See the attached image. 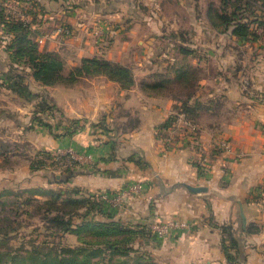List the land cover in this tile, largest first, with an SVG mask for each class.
<instances>
[{
  "label": "crops",
  "instance_id": "0c3cea01",
  "mask_svg": "<svg viewBox=\"0 0 264 264\" xmlns=\"http://www.w3.org/2000/svg\"><path fill=\"white\" fill-rule=\"evenodd\" d=\"M10 1L20 8L19 18L33 20L39 48L57 53L65 72L84 58L96 57L131 68L135 81L129 89L103 76L81 77L71 85L40 86L30 77L34 93L43 91L67 120L79 124L75 130V123L66 126L63 121L64 131L51 133L34 120V102L16 99L15 116L5 117L14 119L20 134L35 137L33 145L27 142L34 151L30 159L41 151H72L79 165L64 187L81 193L115 194L142 182V193L117 206L118 221L146 228L168 220L187 225L163 239L152 233L146 238L147 254L158 264H264V205L258 194L264 184V37L257 43L239 44L255 54L249 55L253 61L245 57L240 62L247 70L252 68L247 74L252 93L246 94L230 74L236 57L228 43L236 41H226L203 18L196 19L190 7L193 0H174L178 8L190 7L193 34L188 46L196 56H188L185 63L204 72L194 98L203 103L220 100L213 110L222 107L230 113L217 122L203 120L205 115L200 114L197 131L177 133L169 146L159 128L173 114L175 101L168 91L151 95L140 87L159 73L172 78L171 68L184 65V55L168 53L174 45L163 31L176 26V20H168L163 0ZM59 22L70 27L69 36L53 32ZM196 33L205 39L197 40ZM0 39L2 76L10 57L9 38L1 27ZM211 64L217 68L215 73H209ZM217 139L227 142L229 149H217ZM201 157L207 159L204 166L198 164ZM43 175L48 177L47 171ZM46 180L42 177L43 187L56 185ZM220 226H229L239 239L237 263L225 258L221 244L226 233Z\"/></svg>",
  "mask_w": 264,
  "mask_h": 264
},
{
  "label": "trees",
  "instance_id": "16d2710c",
  "mask_svg": "<svg viewBox=\"0 0 264 264\" xmlns=\"http://www.w3.org/2000/svg\"><path fill=\"white\" fill-rule=\"evenodd\" d=\"M193 1L196 3L198 0ZM219 3L218 7H212L209 4L205 9L203 19L217 35H224L226 41L228 38L236 41V46L228 45L233 52H236L233 53L236 62L232 65L230 74L237 80L238 85L244 89L243 92L246 94L252 93L251 81L249 78L247 79V69L240 63L241 60L244 61L247 57V51L246 48H240L239 44L257 43L264 37V0H219ZM193 12L196 19H201L197 4L193 7ZM33 23V20L21 21L18 18L11 17L5 10H0V27L2 33L9 38L6 50L10 57L8 69L2 76L5 77L6 82H10L8 88L15 94L21 98H24V96L33 98L34 110L32 115L34 120L51 133L53 132L52 126L45 119L50 118L53 113L59 110L51 103L47 94L32 91L33 84L29 80L30 77L40 86L71 85L81 77L97 76L106 77L118 83L123 89H129L135 84L131 68L102 58H84L77 66L65 72L64 62L57 53L39 48L35 38L36 32L31 28ZM66 26L70 29L68 25ZM174 27H170L172 32L167 36L163 31L164 38L174 45L172 48L178 54L185 56V61L188 56H196L195 52L188 46L193 31ZM258 29L259 31H257ZM253 53L252 56L255 55ZM250 61L253 60L250 59ZM21 65L26 66L30 73L23 70L19 71L21 73H17L16 68ZM171 71L174 73L172 78L159 73L153 76V82H142L140 84L144 93L159 95L168 91V96L175 101L173 114L159 128L162 136L165 135L166 130L171 128L176 114L183 113L186 119L196 123L200 115L199 112L211 113L217 111V109H213L220 103V100H210L203 103L194 98L199 87L198 81L202 79L203 75H200V70L197 67L184 64L173 68ZM208 103L212 104L209 105ZM3 112L1 111L0 115L4 114ZM129 127L133 128L134 125H129ZM105 128L109 131V128ZM105 128L102 126V129ZM69 131L70 129H67V133ZM31 159L30 169L33 171L45 169L47 166V168L53 167V164L56 163V161L51 162L53 155L45 151L37 152ZM63 165L62 168L64 169L61 173L54 174L58 176V179L53 178V182L49 181L58 185V190L55 191L50 188L47 190V188L38 187L31 192L30 190L18 192V194L27 192L26 194L30 195L29 198L23 199V205L29 207H32V204L36 205L34 212L40 215L42 221L46 223L47 230L54 228L62 234L77 235L78 239L81 238L79 234L84 230L95 232L96 235L103 237L112 236L113 240L110 245V242L106 240L98 242L97 245L104 244L108 248L111 247L115 254L127 256L126 262H130L128 264H133V262L134 264H143L145 262L142 260L144 254H139L136 251V253L131 252L135 255L130 259V251L125 250V247L140 240V238L150 237V229L144 226L125 225L118 220H112L110 223L88 221L87 213H80L82 209L86 208L85 200L77 198L82 193L78 189L64 187V184L74 176L75 167L79 164L72 160ZM45 194L51 195L53 198L41 202L39 198ZM90 206H92L91 203L88 204V208ZM21 207L22 204H17L16 200L10 202L0 201V245L5 244L6 240H10L9 235L16 232L19 227V225L14 226L13 224L18 223L16 222V216ZM75 217L81 219L78 225H73ZM220 230L222 233H226V238H223L221 244L225 258L230 263H237L236 254L239 251V239L236 235H233V229L229 226H220ZM39 246L41 248L39 251L34 250L28 254L27 259L30 261L28 264H88V258L97 253L92 250L90 253L84 254V251L80 248H60L59 251L55 252L47 245L46 241L39 242ZM81 253L82 257L80 256ZM26 261L25 256H13L8 251L0 250V264H26ZM92 264L94 263L92 262Z\"/></svg>",
  "mask_w": 264,
  "mask_h": 264
},
{
  "label": "rangeland",
  "instance_id": "374dc122",
  "mask_svg": "<svg viewBox=\"0 0 264 264\" xmlns=\"http://www.w3.org/2000/svg\"><path fill=\"white\" fill-rule=\"evenodd\" d=\"M163 1L166 4L165 7H166L168 20L170 21V19H175L176 20L175 24L177 28L185 29V30H190L189 15L187 14L188 9L190 7H194L195 4H197L200 10L201 18H203L205 9L209 4H211L212 7H218V5H220L219 0H198L196 3L194 1L191 2L190 7L183 5L182 8H178L175 6L174 0H163ZM27 17L28 16L24 17V19L19 17H14V18H18L19 20L26 22L28 21ZM171 32L172 30L168 28L167 30H165V35L167 36ZM213 33L214 32L211 31L210 35L212 36ZM194 37H196L197 40H200V38L205 39L203 35L198 33H196V36ZM248 50L249 49H247L246 51ZM230 52L232 54L236 53L233 52L232 50ZM230 52L229 50L226 51V55H229ZM252 52L254 51L253 50L248 51L247 57H249V55L252 54ZM168 53L171 56L178 54L177 51L174 50V48L170 49ZM185 62L186 61L183 60L181 64H186ZM210 69L212 70H209V73H215L214 70H216L217 68L215 67L214 64H211ZM16 70L18 71L17 73H21L19 72L21 70L30 73L29 69L26 68V66L24 65L19 66V68H16ZM249 71L250 72L252 71V68L250 66L248 67L247 74H249ZM199 73L200 75L204 74L203 71H200ZM247 79H248V75H247ZM7 82L4 76H0V113L1 111H4L3 112L4 114L0 115V201L10 202L11 200L14 201L16 200L17 204L19 203L22 204V207L19 209L20 211L16 216V222L18 223L13 224L14 226L19 225V227L16 229V232H13L9 235L10 240H6L5 244L2 243L0 245V250L8 251L13 256H19V257L25 256L27 260L26 264H28L30 263L29 259H27L28 254L33 252L34 250L39 251V249H41L39 246V242L46 241L47 245L55 252L59 251L60 248H75V249L80 248L81 250L84 251V254L85 253L88 254L92 250H94L97 253L91 256L90 258H88L89 259L88 264H92V262L94 264L130 263V262H126L128 259L127 256H119L115 254L111 247L108 248V246L104 244L100 246L97 245L98 242L103 240L109 241L110 242L109 245H110L113 240L112 236L103 237L96 235L95 232L92 231L89 232L84 230L79 234L81 238L78 239L77 235L70 233L62 234L57 232L56 229L54 228L47 230L46 223L42 221L40 215L34 212L36 205L32 204V207L23 205L24 202L23 199L26 197L29 198L30 195L26 194L27 192H24L23 194H18V192H22L23 190H30L31 192L33 190H36V188H38L39 186L43 187V185H41L42 177H45L47 179L46 181H52L51 180L53 179L52 174H60L61 171L64 169L62 168L64 166L63 164H66L69 159L65 155L64 153L65 151L51 153L53 155V160L51 162L56 161V163L53 164V167L50 166L49 168H47L48 167L47 166L45 169H39L34 171V172H40L41 173L40 175L36 173L34 175L32 174V172L29 169L30 154L34 151L31 150L28 143L32 144V142L36 139H33L35 137H32L31 134L30 135H26L25 133L20 134L19 131L21 129L19 130L18 126L14 124V119L11 118L6 119L7 117L5 116L7 115L8 116L11 115L13 117L15 116V114L12 113L13 109L19 105V102L16 99L21 98L20 96H18L8 88L10 82L8 83ZM33 84L37 85V82L34 81ZM41 93L44 92L42 91ZM21 99L24 101L25 104L27 103L31 105V103H33L32 97L27 98V96H24V98ZM221 108L222 107H220L217 111H212L211 113L209 112H199V113L205 115L202 117L203 120L208 121L210 119L213 122H217L218 120H223L225 118H228L230 113L228 110ZM25 110L28 111V109ZM50 119L54 121L52 122V120L50 121ZM50 119L49 122L50 125L52 126L54 133L55 132L62 133L64 131L62 124L63 121H64V125L66 126L75 123V121L67 120L59 111L53 113ZM78 125L79 124H77L76 122L72 127V129L75 130L78 129L79 128L77 127ZM56 154L58 155L56 156ZM44 171H47L48 177H46V175H43ZM17 184H21V187H19ZM44 188H47V190L50 188L56 191L58 190L59 187L58 185H52V186L48 185ZM115 194L109 195V193L106 192H95V193L83 192L82 195L77 197V198H81V200L83 201L85 200L84 203L86 208L82 209L80 213L85 214L86 212L88 221L105 222V223H110L112 220L117 221V217L115 216L116 215L115 211L117 206H114L113 203L110 201L112 200ZM103 195L106 196V198H108L109 200L104 199ZM52 198L53 197L51 195L45 194L42 195L39 198V200L42 202L45 200H51ZM89 203H91L92 206L88 208ZM13 218H15L14 215ZM73 221H74L73 225H78L81 222V219L79 217H75ZM121 223L125 225H132L126 221H121ZM145 242H146V238L143 239L140 238V240H137L132 244L130 243L131 245L128 244L127 247H125V250H129L130 254L132 255V257L130 255V259H132L135 253L137 252L139 254H144V258L142 260H144L145 262L143 264H158L156 261L153 260L152 257H150L147 254V250L145 248L146 247ZM131 252H135V253H131ZM80 256L82 257V253L80 254Z\"/></svg>",
  "mask_w": 264,
  "mask_h": 264
},
{
  "label": "built area",
  "instance_id": "2783aa9c",
  "mask_svg": "<svg viewBox=\"0 0 264 264\" xmlns=\"http://www.w3.org/2000/svg\"><path fill=\"white\" fill-rule=\"evenodd\" d=\"M0 10H5L9 15H11L13 17H19V15L21 13L20 8L17 7L15 5V3L10 1V0H0ZM21 18H23V17H21ZM53 32L59 36H69L71 33V29H69L65 23L59 22L55 26ZM263 130H264V125H263ZM196 131H197V127H196L195 123L186 119V117L183 113H178V114H176V116L174 118V121L172 123L171 128H169V130H166V133L164 135L165 137L163 138V140L170 146L172 144V142L174 141L177 133H181L182 135L183 134L184 135L185 134L190 135L191 133H194ZM215 147L217 149L222 150V151L229 149L228 143L221 140V139L220 140L217 139V141L215 142ZM64 153L67 156V158L69 159L67 161V163H69L72 160L73 161L79 160L78 155L74 154L72 151H67ZM57 155L58 154H56V156ZM198 160H199L198 164L200 166H204L206 164V161H207V159L205 157H201ZM144 188H145V186L142 182L133 183L129 186H126L121 191L117 192L114 195V197L112 198V200H110V201L113 203L114 206H118L124 200L130 198L131 196L142 193L144 191ZM258 194H259L260 199H262V203L264 205V184L259 188ZM103 198L109 200L104 195H103ZM185 228L187 229V225L185 223L178 222L175 220H168V221H165L162 223H159V222L155 223V224L151 225L149 229L155 237H157L159 239H163L169 235L171 230H173V229H185Z\"/></svg>",
  "mask_w": 264,
  "mask_h": 264
},
{
  "label": "water",
  "instance_id": "95a60500",
  "mask_svg": "<svg viewBox=\"0 0 264 264\" xmlns=\"http://www.w3.org/2000/svg\"><path fill=\"white\" fill-rule=\"evenodd\" d=\"M193 192H200L202 188H190Z\"/></svg>",
  "mask_w": 264,
  "mask_h": 264
}]
</instances>
